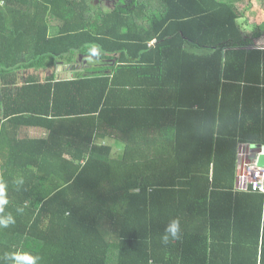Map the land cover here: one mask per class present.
<instances>
[{"label": "trees", "instance_id": "16d2710c", "mask_svg": "<svg viewBox=\"0 0 264 264\" xmlns=\"http://www.w3.org/2000/svg\"><path fill=\"white\" fill-rule=\"evenodd\" d=\"M105 1L0 0V264H264V194L237 187L264 146V25L244 0Z\"/></svg>", "mask_w": 264, "mask_h": 264}, {"label": "clouds", "instance_id": "9594fccd", "mask_svg": "<svg viewBox=\"0 0 264 264\" xmlns=\"http://www.w3.org/2000/svg\"><path fill=\"white\" fill-rule=\"evenodd\" d=\"M91 55H97L98 50L95 46L90 49ZM9 200L7 197V184L0 180V228H7L9 225L15 223L14 217L10 213H5L4 210L8 206ZM22 211V209H20ZM180 232V220H172L165 228V234L162 236V242L167 244L169 238L178 239ZM7 259L13 261V264H39L40 257L34 256L27 252H16L7 254Z\"/></svg>", "mask_w": 264, "mask_h": 264}, {"label": "crops", "instance_id": "0c3cea01", "mask_svg": "<svg viewBox=\"0 0 264 264\" xmlns=\"http://www.w3.org/2000/svg\"><path fill=\"white\" fill-rule=\"evenodd\" d=\"M77 68L70 67V66H61L58 70V78L60 79H71L73 77V73L77 70ZM0 124L2 130H0V161L1 164H4L5 168H8V159L12 155L11 148L14 146L13 141V131L10 125L12 123L9 121L8 116L4 115V111L0 109ZM10 127V128H9ZM21 133H27V130H21ZM31 133L35 134L31 131ZM248 152L249 150L246 148V146H242L239 150V152ZM240 154V153H239ZM2 158V159H1ZM238 163H239V173H238V188L240 189L243 185L242 180V174H243V160H241V157L239 155L238 157ZM10 168V167H9Z\"/></svg>", "mask_w": 264, "mask_h": 264}, {"label": "rangeland", "instance_id": "374dc122", "mask_svg": "<svg viewBox=\"0 0 264 264\" xmlns=\"http://www.w3.org/2000/svg\"><path fill=\"white\" fill-rule=\"evenodd\" d=\"M94 1L95 3L98 2V0H94ZM114 2H117V0L112 1L111 3L110 1H105L102 3V6L107 7V9H112ZM237 8L244 17L245 21L243 22L249 24L250 28L257 27L258 25H264V5L262 2L258 0H251V1L244 0L237 4ZM261 43L264 44V40H262ZM80 64L84 65V63L82 62L79 63V65ZM32 73H33L32 71L25 72V74H22V79H25L27 76L31 75ZM37 77L40 78V80H44V78L42 79L41 77H46V74L41 73Z\"/></svg>", "mask_w": 264, "mask_h": 264}, {"label": "built area", "instance_id": "2783aa9c", "mask_svg": "<svg viewBox=\"0 0 264 264\" xmlns=\"http://www.w3.org/2000/svg\"><path fill=\"white\" fill-rule=\"evenodd\" d=\"M243 160L242 190L252 189L253 192L264 194V168L259 167L257 158L259 155H251V152H240Z\"/></svg>", "mask_w": 264, "mask_h": 264}, {"label": "water", "instance_id": "95a60500", "mask_svg": "<svg viewBox=\"0 0 264 264\" xmlns=\"http://www.w3.org/2000/svg\"><path fill=\"white\" fill-rule=\"evenodd\" d=\"M246 148L251 152V155L253 156H255L256 154L259 155L257 158L258 166L264 168V146L251 147L247 145Z\"/></svg>", "mask_w": 264, "mask_h": 264}]
</instances>
